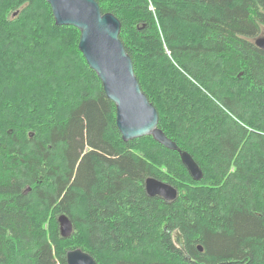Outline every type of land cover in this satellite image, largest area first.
<instances>
[{
	"label": "trees",
	"instance_id": "obj_1",
	"mask_svg": "<svg viewBox=\"0 0 264 264\" xmlns=\"http://www.w3.org/2000/svg\"><path fill=\"white\" fill-rule=\"evenodd\" d=\"M96 1L177 150L122 139L79 30L45 0H0V264L76 247L98 264H264V0ZM149 176L176 198L149 196Z\"/></svg>",
	"mask_w": 264,
	"mask_h": 264
},
{
	"label": "water",
	"instance_id": "obj_2",
	"mask_svg": "<svg viewBox=\"0 0 264 264\" xmlns=\"http://www.w3.org/2000/svg\"><path fill=\"white\" fill-rule=\"evenodd\" d=\"M51 7L56 25H71L80 32L79 50L92 70L101 80L106 96L115 103L116 126L123 140L152 136L164 147L177 150L174 141L158 128V112L141 90L135 76L131 57L119 39L121 24L112 13H102L96 0H45ZM257 47L264 51V34L254 39ZM180 158L194 180L203 173L187 151H180ZM144 188L149 196H160L172 201L177 189L153 176L145 179ZM60 233L69 237L73 223L67 214L58 216ZM174 241L183 249L179 232ZM198 249L202 251L199 246ZM186 258L190 256L186 254ZM68 264H98L93 256L79 247L66 252Z\"/></svg>",
	"mask_w": 264,
	"mask_h": 264
},
{
	"label": "built area",
	"instance_id": "obj_3",
	"mask_svg": "<svg viewBox=\"0 0 264 264\" xmlns=\"http://www.w3.org/2000/svg\"><path fill=\"white\" fill-rule=\"evenodd\" d=\"M150 9H153L152 6L150 7Z\"/></svg>",
	"mask_w": 264,
	"mask_h": 264
},
{
	"label": "rangeland",
	"instance_id": "obj_4",
	"mask_svg": "<svg viewBox=\"0 0 264 264\" xmlns=\"http://www.w3.org/2000/svg\"><path fill=\"white\" fill-rule=\"evenodd\" d=\"M175 233H176V232H175ZM175 233H174V234H175Z\"/></svg>",
	"mask_w": 264,
	"mask_h": 264
}]
</instances>
